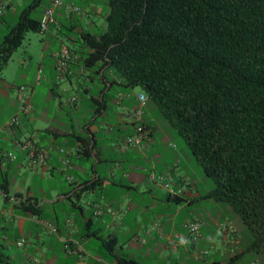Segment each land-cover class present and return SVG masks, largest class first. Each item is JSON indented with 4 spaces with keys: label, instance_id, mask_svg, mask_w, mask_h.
I'll use <instances>...</instances> for the list:
<instances>
[{
    "label": "crops",
    "instance_id": "crops-1",
    "mask_svg": "<svg viewBox=\"0 0 264 264\" xmlns=\"http://www.w3.org/2000/svg\"><path fill=\"white\" fill-rule=\"evenodd\" d=\"M1 1L0 32L6 33L27 5L22 0ZM49 3L47 0L41 7L37 19ZM71 4L79 7L81 14L70 11L67 6ZM101 6V0H61L54 21L39 31L44 37L49 33L56 36L59 47L49 54L41 51L36 84L49 77L50 68L59 80L71 85L75 80L86 94L80 105L78 97L74 102L68 97L74 113L82 114L74 122L69 115L67 127L53 118L47 106L36 105L33 88L28 93L30 112L18 110L21 84L16 83L14 72L21 64L23 71L18 77L25 79L26 72L32 70L30 52L13 56L19 46L10 58L13 64L9 59L0 72V98L6 99L4 112L0 111V264H119L120 260L135 264H240L244 258L245 264H264L260 254L248 251L250 240L242 242L234 216L230 214L232 219H228L227 211H219V201L207 197L212 187L202 185L198 180L202 175L196 178L194 169L178 153L179 142L172 132L173 140L155 136L154 121L144 117L150 102L141 106L137 100L142 91H123L101 76L104 69L95 72L83 65L88 48L79 33L93 32ZM66 26L77 36L63 38L59 33ZM51 27L54 30L50 32ZM62 45L69 47L71 58L67 72L59 76L53 53ZM107 77H112L111 72ZM102 97L112 107L106 104L97 113L92 102ZM137 108L142 110L139 121L126 115ZM14 115L19 124L5 129L4 123ZM37 118L45 119L41 127ZM141 123L149 129L142 145L126 144L125 137ZM47 128L55 132H44ZM26 140L46 151L43 164L30 163L29 150L19 146ZM83 142L89 143V157ZM9 152L13 157H8ZM93 182L94 187L83 190ZM193 220L201 223L196 240L189 237L185 226ZM21 239L24 243L19 245Z\"/></svg>",
    "mask_w": 264,
    "mask_h": 264
},
{
    "label": "trees",
    "instance_id": "trees-1",
    "mask_svg": "<svg viewBox=\"0 0 264 264\" xmlns=\"http://www.w3.org/2000/svg\"><path fill=\"white\" fill-rule=\"evenodd\" d=\"M38 3L0 37V72L25 34L41 31L32 15ZM107 4L105 29L79 33L88 48L83 65L104 69L101 76L123 91L139 88L156 105L213 180L207 197L241 219L252 235L249 252L264 253V0ZM92 103L100 113L107 100ZM83 146L89 157V143Z\"/></svg>",
    "mask_w": 264,
    "mask_h": 264
},
{
    "label": "rangeland",
    "instance_id": "rangeland-1",
    "mask_svg": "<svg viewBox=\"0 0 264 264\" xmlns=\"http://www.w3.org/2000/svg\"><path fill=\"white\" fill-rule=\"evenodd\" d=\"M32 0H22L24 3L23 5H28ZM47 0H39V3L37 7L32 11V15L34 17H37L39 15V11L42 6L45 5ZM102 1V6H101V14L97 15L94 18L95 26L92 27L93 33H100L105 29V14L108 11V5H107V0H101ZM106 1V4L103 2ZM80 5H86L84 2H80ZM81 8V7H80ZM81 14V12L77 13ZM104 16V17H103ZM54 30L52 27L50 28V32ZM5 33V30L0 32V37ZM61 36L64 38L66 35H72L77 36L71 33L69 31L68 27L62 29L60 31ZM57 37L54 35H51V33L47 34L46 37L42 36L41 33L38 31H28L22 41V44L20 47L17 49V51L13 54V56H17V54L20 52H30V55H32L31 59V65H32V70L26 72V77L25 79H20L18 75L22 73V68L23 66L21 64L18 65L19 70L14 72V77H16V83L21 84L23 87L22 93L26 96L28 99V93L30 94L31 89L33 88V98L37 102L36 105L41 106L43 109V106L48 107V111L53 115L54 119H57V121H60L61 123H64V125L67 127L70 124V120L68 119V116H71V120L74 122L77 118H80V114L74 113L73 111V105H70L67 102V99L71 98L72 96L76 95V98L78 97L77 104H81V100L83 98H86V94L83 92L81 87H79L74 80L73 84L71 85L67 80L61 79L59 80L56 78L54 73L51 71L49 68V77L44 78L42 77L36 84V70H37V64L39 62V56L41 51H43L44 54H49L53 50L57 49L59 46V42L56 39ZM44 42V43H43ZM65 43L69 47H73L72 42L65 41ZM12 56V58H13ZM11 60V59H10ZM10 64L12 63V60L10 61ZM65 89V91H63ZM139 89L134 88L132 90H129L130 92H137ZM60 95V96H59ZM69 97V98H68ZM14 100V97H12ZM5 100L0 98V111L4 110L5 106ZM107 106H111L110 102H107ZM11 111V110H10ZM83 111V108L81 109ZM4 112V111H1ZM107 113L109 114V118H112L113 115H110V109L107 110ZM144 117H146L148 120H153L154 121V126H155V136L158 137L159 139H162V137L169 136V133L172 132L174 140L176 139L179 144V150L178 153L183 157V160L187 163L188 167L190 169H194V173H196V178H200L202 175L203 178H200L198 180L201 181L202 185L205 187H213L214 183L213 180L204 175L201 166L194 160L189 148L185 145V142L183 141L182 137H180L175 129L170 125L168 120L159 112L158 108L156 105L152 102L148 103L147 105V112L144 114ZM4 118V117H3ZM2 118V119H3ZM108 118V117H107ZM37 125L38 127H41L43 123H45L44 118H37ZM28 127V126H26ZM30 132V129L26 130V135L28 136ZM176 132V134H173ZM109 137V136H107ZM171 140V136H169ZM108 143L111 144L112 141L108 140ZM200 175V176H199ZM202 179V180H201ZM221 204V209L219 210L222 214H225L228 216V219L230 218V214L234 216V224L237 229L241 231V237H242V242L247 243L249 240L252 239V235L249 232V230L243 225L241 219L235 215L232 210L230 209V206L226 202H219ZM225 210H224V209ZM209 253H212V250H209ZM262 261H264V253H260L259 257ZM247 261L246 258L242 259V262L240 264H245Z\"/></svg>",
    "mask_w": 264,
    "mask_h": 264
},
{
    "label": "built area",
    "instance_id": "built-area-1",
    "mask_svg": "<svg viewBox=\"0 0 264 264\" xmlns=\"http://www.w3.org/2000/svg\"><path fill=\"white\" fill-rule=\"evenodd\" d=\"M61 4V0H50V3L48 6L44 7L40 18H39V26L41 31H45L49 24H51L54 21V11L55 9ZM4 8V5L2 1L0 0V13L2 12ZM67 8L70 11L73 12H80L79 7L71 4L68 5ZM53 58H54V68L55 71L59 76H63L67 70H68V63L71 58V51L68 46L62 45L57 51L53 53ZM23 87L19 86L18 91H19V96H18V110L24 114H27L31 110V106L28 102V99L26 96L22 93ZM76 100L75 96H72L70 98V102H74ZM137 100L139 104L142 106L145 103L146 96L144 93H140L137 95ZM142 114V110L140 108H137L135 111H128L126 112V115H129L131 117H134L136 121L140 120V116ZM19 124V117L17 115L12 116L9 118L5 123H4V128L11 130L15 126ZM148 136V130L144 127L143 123L141 124H136L134 128V133L129 134L125 137L124 141L128 145L132 146H141L142 141L144 138ZM19 146L23 149H28L29 150V158H30V163L32 165L35 164H43L46 159V151L44 149H37L34 147V145L31 143L30 140H26L22 143H19ZM63 151V149H61ZM8 157H13V154L11 152L7 153ZM45 226L52 231H55L54 226L52 224L45 222ZM186 229L188 231V235L192 240H196L199 235H200V226L201 223L197 220L189 221L186 223ZM24 243V240L21 239L19 240L18 244L22 245ZM73 252H77V250H72ZM34 262H38V260L35 258L33 259Z\"/></svg>",
    "mask_w": 264,
    "mask_h": 264
}]
</instances>
